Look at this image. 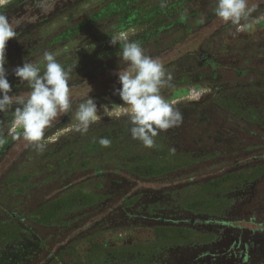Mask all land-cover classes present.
Instances as JSON below:
<instances>
[{"label":"trees","instance_id":"1","mask_svg":"<svg viewBox=\"0 0 264 264\" xmlns=\"http://www.w3.org/2000/svg\"><path fill=\"white\" fill-rule=\"evenodd\" d=\"M83 1L85 0H55L50 13L60 12ZM142 1L147 3V8L139 7V12L135 11L142 15L141 21L137 23L144 27L137 41L139 44L150 41L152 36L156 38L158 35H165L159 40L166 39L170 46L175 45L189 35L204 34L207 29L205 26L213 23L215 12L212 11L216 7V0H206L191 13H187L185 8L195 0H164L163 7L162 0ZM19 2L24 3L23 12L30 15L28 19L31 21L36 22L46 16L35 7L34 0ZM152 3L155 7L151 10ZM120 5L127 6L125 2ZM124 10L128 12L126 17L134 14L129 7ZM201 11L205 12L204 18L194 19ZM161 17L167 22L160 28L154 27L152 20L162 23ZM175 24L178 28L173 31ZM231 24L228 21L226 26ZM125 27L126 25H122L120 29ZM168 30L173 32L168 33ZM194 38L188 41L195 42ZM185 43L187 41L181 44ZM203 43L189 54H204ZM178 51L184 50L180 48ZM205 60L216 67L221 64L213 58ZM253 97L252 112L258 116L255 126L260 128H244L245 136L252 137L250 140L248 138L239 143L235 138H230L235 133V128H238V122L232 121L233 127L224 123L223 118L215 120V116L210 118L212 124L209 128L213 140L207 144L203 141H191L189 129L201 131L193 122L181 121L167 130H157L156 136H161L162 139L156 141L155 136L154 146L150 148L130 138L129 132L124 128L118 127L115 130L114 125L81 139L56 159L36 161L31 167L28 165L24 184L29 185V189L51 185L44 192L42 203H37L39 208L44 201L70 191H77L82 196L81 203L76 208H65L66 210L52 215L66 219L68 217L69 222L46 221L35 224V229L31 228L43 238L46 237L43 236L44 229L38 227H45L51 241L49 249L54 251L76 238L86 237L108 227L139 225L151 229L202 233L207 231V227L216 238V244L210 246L212 251H207L209 243L194 245L184 240L162 241L145 246L103 247L95 255L93 264H175L173 257L179 256L181 251L190 252L191 260L195 261L192 264H228L234 259L231 255L233 249L235 253L239 251L243 254L245 261L251 257L254 261L264 263V207L251 209L250 215H247L249 207H244L245 210L240 208L237 214L231 200L243 201L245 195H239L236 199L229 195L235 189L252 190L264 178V134L258 132H264V95L257 94ZM223 109L227 111L226 108ZM236 116L244 117L245 113ZM250 128H254V131ZM101 138H107L109 145H101ZM138 147L146 148V152L138 155ZM157 152L164 154L165 158L158 159ZM246 171L250 172L245 174ZM238 176L240 177L236 181ZM230 179L234 180L226 188L229 190L228 195L217 198V193L212 188L215 184H225ZM26 193L28 198L34 195L33 191ZM205 201L216 205H195ZM19 215L26 216L25 213ZM229 244L233 245V249L228 248ZM44 261L39 260L36 264H43Z\"/></svg>","mask_w":264,"mask_h":264},{"label":"rangeland","instance_id":"2","mask_svg":"<svg viewBox=\"0 0 264 264\" xmlns=\"http://www.w3.org/2000/svg\"><path fill=\"white\" fill-rule=\"evenodd\" d=\"M205 1H192L187 5L185 11L187 13L196 11ZM13 2L16 3L18 0H0V8ZM122 2H125L127 6L120 5ZM246 4L247 9H251V11L247 19H242L240 22L241 25L245 23L251 25L246 31H237V26L233 24L226 26L228 21L225 22L215 14L212 18L213 23L205 26L207 29L204 34L189 35L182 42L175 45L170 46V42L166 39L159 40L166 37L165 35H158L157 39L152 36L151 40L144 43V45L140 42L145 54L152 58L159 57L157 60L163 65L167 75L171 76L170 80L168 78L164 80L165 82L160 88V91L173 88L172 93L162 95L164 99L173 102L174 109L182 115V121L196 123L201 128V131L200 129L199 131L189 129L192 142L203 141L207 144L210 140H213L209 128L212 124L211 119L214 116L215 120L223 118L224 123L233 127L235 126L231 124L232 121L238 122L239 126L234 130L235 135H231L230 138H235L239 143L252 138L245 136L244 128L254 127L255 120H258V116L253 113V96L257 94L264 95V1L246 0ZM20 7L23 6L20 5ZM20 7L13 14L9 13L10 20L12 18H14V22L23 19L28 20L30 15L28 13L21 14L22 8ZM125 7H129L130 10L134 11L131 17L125 16L128 13L125 12ZM139 7L147 8V3L142 0H85L52 21L35 28L29 35L28 39L31 41L47 39L49 36L51 41H59L61 39L59 35L62 34V31L65 32L64 29H66V32L77 29L85 32L93 28L95 30L92 33L87 32L80 40L83 42L89 41V46H97L98 51L95 52H98V54L94 55L93 58H96L99 66L96 70L90 71L89 76H83V80L81 78L73 81L69 80V82H72L69 84L72 111L69 109L68 112L58 115L51 125L45 129L43 137L45 147L42 150L38 151L34 144L25 140L15 149V153L12 152L11 156L16 155L17 151L19 154L27 144H30L27 152L20 158L16 171H13L5 182L0 183V214L5 210L20 211L24 212L31 221L25 223L0 221V264H36L39 260L44 259L43 264H93L95 255L103 247L145 246L162 241L184 240L192 242L194 245L209 243L207 251H212L210 246L216 244V238L211 233V229L207 227V231L202 233L185 230H159L134 225L119 228L108 227L86 237L76 238L67 245L52 251V249H49L51 241H49V234L46 232L48 230L39 226L38 228L44 229L43 236H46L40 238L32 229H35V226H37L35 224L40 222L60 220H63V223L69 222L68 217L66 219V217L52 215L60 210H66L65 208H76L81 203L82 196L77 191H70L64 195H58L50 201H44L39 208L37 203H42L45 197L43 194L51 188V185L45 184L40 189H29V185L24 184V180L27 178L25 170L28 165L31 167L33 166L32 163L36 161L56 159L64 155L73 144L102 128L115 125V130L118 127L124 128L129 132L130 138L132 137V125L126 112L127 106L123 104L120 96L115 91L121 86L117 72L128 70L129 65L119 59L122 45L112 46L109 40L111 35L125 32L129 35V40L138 41L144 28L140 23H137L142 19V15L135 12L139 10ZM154 7L152 3L151 10ZM204 14L205 12L201 11L194 19L204 18ZM162 19L164 21L162 23L152 20L155 23L154 27L160 28L167 22L166 19ZM176 23L178 24V22ZM122 25H126L125 29H120ZM172 28L175 31L178 27L175 24ZM169 30L168 33L173 32ZM193 38L195 42L188 41L193 40ZM185 41L187 43L182 45L181 43ZM202 42H204L202 44L205 50L204 54H189ZM180 48H183L184 51L179 52ZM213 53L217 54L216 57L219 60H222L223 67L221 69L214 65L211 67L210 64L207 65L206 61H202L203 58H208L209 54ZM37 59L36 61H38ZM67 65L72 66V63ZM14 78L20 81L19 78L15 76ZM200 83H211L214 86L205 85L201 87ZM217 90L219 92L216 93ZM27 93L17 91L13 95H26ZM88 95L95 98L101 118L92 123L88 131L82 134L74 130L72 124L76 108L79 103L88 98ZM223 108H226L227 111ZM118 110H120L119 115H117ZM242 112L245 113L244 117L236 116ZM257 126L255 128L259 129L260 127ZM250 129L253 130L254 128ZM12 131L18 132L23 131V129L15 123ZM258 132L264 134V132ZM6 136L4 134L0 135V147L4 146L5 140H7ZM155 139L160 141L162 137L156 136ZM134 140L137 143L142 142L139 139ZM144 152H146V148L138 147V155ZM157 158L164 159L165 155L157 152ZM137 170L143 171L142 169ZM249 172L246 171L245 174ZM239 177L235 180L237 181ZM232 180L234 179L228 180L225 184H215L212 189L214 193H217V198L228 195L229 190L226 188ZM27 191H33L34 195L28 198ZM20 192H22V195H20ZM36 192H38L37 195ZM229 195L235 199L239 195H245L243 201H231L237 209V214L238 209L249 207L250 211L247 212V215H250L252 213L251 209L258 206L264 207V178L260 179L252 190L235 189ZM195 205L212 207L216 204L205 201ZM228 248L233 249V245L229 244ZM178 254L179 256L175 255L173 257L175 264L195 263L190 258V252L181 251ZM231 255L234 259L228 264H264L254 261L255 259L251 257L245 261L242 258L243 254L241 255L239 251L235 253L234 249Z\"/></svg>","mask_w":264,"mask_h":264},{"label":"clouds","instance_id":"3","mask_svg":"<svg viewBox=\"0 0 264 264\" xmlns=\"http://www.w3.org/2000/svg\"><path fill=\"white\" fill-rule=\"evenodd\" d=\"M35 7L47 14L53 10L55 0H34ZM164 6V0L161 7ZM215 14L225 22L231 21L237 31H246L251 27L242 19H247L251 9H247L246 0H216ZM17 25L10 22L6 15L0 14V111L9 106L18 105L15 109V122L23 129V138L34 144L36 149L45 147L44 132L58 115L71 108L69 96V72L58 60L57 53L44 51L38 61H26L14 69L15 77L26 82L30 91L26 95H10L12 85L7 78L6 46L10 39L16 38ZM110 45L121 44L119 59L129 65L128 70L117 72L121 85L115 91L123 104L132 125L133 139L142 141L145 147L154 146L157 130H167L182 121V115L160 94L165 70L157 60L145 54L136 41L129 40V35L119 32L110 36ZM171 79V76H168ZM120 110L117 111V115ZM101 116L95 98H88L79 103L74 112L72 127L86 133L92 123ZM100 144L109 145L107 138H101Z\"/></svg>","mask_w":264,"mask_h":264},{"label":"flooded vegetation","instance_id":"4","mask_svg":"<svg viewBox=\"0 0 264 264\" xmlns=\"http://www.w3.org/2000/svg\"><path fill=\"white\" fill-rule=\"evenodd\" d=\"M13 3L7 4L6 7L0 8V14L6 15L9 18V20H10L9 13L13 14L14 12H16V9L20 7V5L22 4L24 5V3H20L19 0L18 2L14 4ZM77 5L70 6L60 12L58 11L53 13L49 12L46 14V16H42V18H39L36 22L31 21L30 19L28 20L23 19L16 22H14V18L10 20L11 23L17 25L16 38L10 39L6 46L7 63L5 64V68L7 69V78L10 84L12 85V92L10 93V95H13V93L17 91H23L26 93L30 91L29 86L26 82L21 83V81H18L14 78L15 67L18 65L22 66V64L26 61H36V58H38L37 60H39V57L42 56L43 52L46 50L59 52L57 53L56 58L66 69H70L69 72L70 81L77 80L78 78L82 79L83 76L87 77L89 76L88 74L90 71H94L98 68V62L96 61V58L95 59L93 58L94 55L96 56L98 54V52H95L98 51V49L96 48L97 46L94 47L92 45L89 46V41L86 40L83 42L82 40H80L82 36H85L87 34V32L92 33L93 30H95L93 28L92 29L90 28L89 31H85V32H83V30L81 31L80 29L69 30L68 28L69 30L67 31L68 33L66 32V29H64L65 32L62 31V34L59 35L61 38L59 41L57 40L51 41L50 36L47 39L43 38L42 40L31 41L28 39L29 35L31 34V32L35 30V28L43 25L44 23L52 21L56 17L65 13L71 8L76 7ZM23 11H24V6L22 8L21 14H25ZM216 56L217 54L213 53L211 55L209 54L208 58H213L218 60L221 63L218 66V68L221 69V67H223V62L222 60H219ZM208 58H203L202 61L205 62L206 61L205 59ZM68 63H72V66L67 65ZM208 64L209 63H207V65ZM167 78L168 75L165 72L164 80ZM70 83L72 82H69V84ZM200 85L201 87H204L205 85H213V84L200 83ZM172 89L173 88L163 89L160 91V94L164 96L168 95V93L170 92L172 93ZM217 92L219 91L217 90L216 93ZM17 107L19 106L13 104L9 106L5 111H0V135L3 134L7 135L6 136L7 140H5L4 146L0 147V183L5 182L8 176H10V174L13 171H16L20 158L27 152V149L30 146V144L29 145L27 144L21 153L18 154L17 151L16 155L11 156L12 152L15 153L16 152L15 149H17L22 142H25V139L23 138V131H18V132L12 131L14 124L16 123L14 122L15 121L14 113ZM70 111H72V107L70 108ZM20 213L24 214L23 212L20 211L5 210L0 214V221H4V222L20 221L22 223L31 221L28 219L27 216H20L19 215ZM47 260L48 258L46 259V261Z\"/></svg>","mask_w":264,"mask_h":264},{"label":"water","instance_id":"5","mask_svg":"<svg viewBox=\"0 0 264 264\" xmlns=\"http://www.w3.org/2000/svg\"><path fill=\"white\" fill-rule=\"evenodd\" d=\"M201 96H202V93L200 94ZM170 104H173V102L171 103V102H169Z\"/></svg>","mask_w":264,"mask_h":264}]
</instances>
